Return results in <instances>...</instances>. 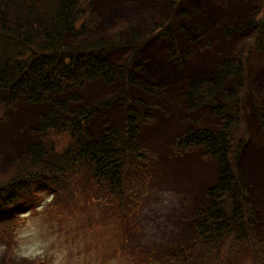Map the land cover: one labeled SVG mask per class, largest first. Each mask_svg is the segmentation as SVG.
<instances>
[{"label":"trees","instance_id":"16d2710c","mask_svg":"<svg viewBox=\"0 0 264 264\" xmlns=\"http://www.w3.org/2000/svg\"><path fill=\"white\" fill-rule=\"evenodd\" d=\"M258 1L256 15L246 24L255 27L256 31L244 45L241 55L238 58L230 55L220 57L213 75L198 77L181 90L169 93L177 104L182 102L187 114H197L209 106L210 114L220 118L218 126L187 128L172 145L176 152L201 148L203 155L214 160L218 169L216 179L204 191L207 203L196 210L191 219L196 234L194 241L146 252L141 247L130 249L127 245L126 228L133 223V215L137 211V206L129 209V202L140 203L146 193L148 176H143L140 171L144 163L154 160V156L144 145L141 132L144 125L153 123V110L166 114L163 108H158L160 103L153 104L148 100L160 97L165 88L138 76L144 62H137L134 66L132 63L138 46L145 44L144 39L156 38L167 39L171 62L184 66V60L177 59L181 54L171 26L173 14L160 27L151 19L149 24L153 34L160 30L155 35L143 34L129 25L125 18H117V29L111 38L105 39L99 29L101 16L92 9L94 0H0L1 80L5 75L9 78L6 70L16 65L10 62L11 58L22 60V71L37 67V84L45 79L39 77L42 64L61 65L72 76L80 73L78 80L82 81V88L96 81L110 86L118 71H125L123 89L89 108L73 107L83 102L82 95L74 90L71 91L77 96L67 95L55 104L50 101L51 95L46 93L49 108L37 119V125L42 128L37 126L31 131L40 140L15 156L6 173L0 164L2 235L9 241L13 240L17 225L24 220L21 219L28 212H37L43 202L57 209L55 212L63 219L75 200L82 196L81 190H87L85 196L88 198L81 202L87 204L98 218L101 212L104 213L101 224L108 219L117 223L123 232L120 252L131 264H264V243L257 230L261 215L253 204L239 168L249 137L245 123L246 99L249 96L245 76L252 42L259 45L263 37L264 10L261 7L264 2ZM125 29L128 30L126 36ZM183 32L187 40L185 46L191 51L189 43L196 40L188 30L183 29ZM227 32L229 34L230 30ZM124 47L131 51L121 67L112 61L111 53ZM132 88L140 90L138 98L133 97ZM26 95L14 97L9 107L0 104L4 122L9 120L10 110L16 107L19 96L29 104H39L36 96ZM117 102L121 104V122L112 126L105 124L100 134L94 136L92 121ZM254 105L264 145V110L258 101H254ZM94 108L98 111L87 126V118ZM59 136L65 137L61 141L63 150L57 148L55 138ZM172 191L190 201L188 191L176 187ZM12 198H15L13 204ZM195 205L192 202L188 206ZM87 223L92 225L91 217ZM0 241L10 245L7 240L0 238ZM7 246L0 254V264L40 263V258L14 254Z\"/></svg>","mask_w":264,"mask_h":264},{"label":"rangeland","instance_id":"374dc122","mask_svg":"<svg viewBox=\"0 0 264 264\" xmlns=\"http://www.w3.org/2000/svg\"><path fill=\"white\" fill-rule=\"evenodd\" d=\"M109 1L111 5L102 4V0H94L95 11L101 16L100 33L105 39L111 38L117 29L115 23L117 18H125L129 25L136 27L143 34L155 35L160 30L153 34L154 30L149 24L151 19L160 27L168 22L167 18L173 14L171 26L181 47H185L187 42L181 25L191 28L192 31L197 30L196 42L189 43L191 56L182 69L169 59L167 39L155 38L143 45L147 53V62L144 63L138 76L164 86V94H160V97H150L148 100L153 104L160 103L158 106L164 108L166 115L153 110L152 114L158 115L153 117L156 123L145 125L142 129L143 143L152 154L157 155L158 165L154 169L155 177L152 186L148 188V194L139 204V210L133 216V223L127 226L131 246H141L145 250L153 251L185 245L195 236L191 219L196 210L205 206L204 191L216 179L217 164L212 159L210 161L203 159L201 148L173 154L172 140L191 126L213 127L217 124L218 118L210 114V107H205L197 114H187L182 102L178 104L176 100L174 102L169 93L181 90L200 75H206L202 77L213 75L214 65L221 56L230 54L238 58L241 55L244 45L252 39L254 28L245 26L247 28L238 30L239 32L231 40L225 37L222 28L225 25L237 27L247 23L252 16L256 15L259 1L137 0L139 5L134 14L128 13V8L124 5L130 4L131 0H119L118 3ZM261 8L264 10V3ZM262 31L261 44L252 42L253 48L249 56L251 66L248 67L247 76H245L246 91L249 95H247L246 104L251 113L254 101H258V104L263 105L262 108H264V30ZM124 35H128L127 29L124 30ZM130 51L129 47L118 49L111 53V59L122 67ZM121 89H123V83L116 86H106L101 81L88 83L81 90L82 105L90 106L100 99L118 93ZM132 95L138 98L140 90L133 89ZM44 106L29 104L24 99H20L16 107L10 110L9 120L0 121V164L4 173L11 167L15 156L24 152L29 144L38 141V137L31 131L36 130L37 119L45 112ZM120 106L121 104L117 102L109 110L98 115L92 121L96 131L92 133L99 134L105 124L111 126L118 124L121 120ZM197 120L199 124H196ZM256 123H253L249 116L247 131L248 136H251L254 141ZM176 125L179 126L177 130H172ZM18 132L22 140L19 147L9 144L7 140L9 136L18 138ZM63 138L65 137L55 138L58 142L57 148L60 150L64 149V143L61 142ZM5 139V143H2L1 141ZM247 152L250 154L249 150ZM193 171H198L202 177H207L205 180L201 179L196 200L201 201L195 207L188 206L189 203L185 200L182 202L181 196L172 191L179 185H184L183 187L189 190L188 182L194 178ZM246 171L249 172L248 167ZM86 191L81 190L82 196L75 200L71 210L66 211V217L63 219L55 216L57 209L44 206L20 222L21 225L16 230L13 240L9 241L0 232V237L10 243L9 246L0 243V254L6 250L4 246H7L14 254L30 259L42 257L45 264H56L57 259L60 260V264H129L126 260H121L123 258L120 242L123 232L113 219H108L105 224H101V216L104 213L101 212L98 218L87 204L81 202L86 197ZM89 217L92 219L90 226L87 223ZM180 229L184 236H181L182 239H177Z\"/></svg>","mask_w":264,"mask_h":264},{"label":"bare ground","instance_id":"6f19581e","mask_svg":"<svg viewBox=\"0 0 264 264\" xmlns=\"http://www.w3.org/2000/svg\"><path fill=\"white\" fill-rule=\"evenodd\" d=\"M119 0H113L114 3H118ZM102 4H108L111 5L112 3L109 0H102ZM125 7L128 8L127 12L130 14H134L136 7L139 5V1L134 0L132 2H130V4H124ZM92 9L95 11V6L94 4L92 5ZM97 13V12H96ZM174 25V22H173ZM184 29L188 30L190 32V35L192 37H196L197 35V30L196 31H192L191 28L186 27L181 25ZM173 34H174V30H173ZM145 43L147 41H149L148 38L144 39ZM144 47L142 44H140L137 48L136 51V56H134V60H133V66L137 63V62H144L146 63L147 58H146V54L144 51ZM178 53H180L181 55L178 56L177 59L180 60H184V64L186 63V60L188 59V57L191 56L190 50L185 46V47H178ZM138 56V58H136ZM10 62H15V66L13 67V69L9 68L6 70L8 77H6V75L2 78V80L0 79V104L2 105H7L5 107H9L12 104V101L14 100V97L18 96V95H30L32 98L33 97H37L36 101L39 102L40 105H45V112L48 110L49 108V102L47 100H45V95L46 93H49L48 95H51L50 97V101L52 102V104L54 102H59L61 100H63L62 96H64V98H66L65 96H74L77 94L75 92H77L78 94H81V90L82 88V81H79L78 77H80V73H78V75L76 76H72L70 75L69 71H67L66 69H64L61 65H57V64H53V65H48V64H42L39 68V77L41 76L42 78H45L44 81L39 82V84H37L36 82L39 81V79L37 78V67L35 66H31L29 67L27 70L22 71L21 67H20V63L22 62L21 59H14L11 58ZM179 69H182L183 67H179L178 65H176ZM124 76H125V71L123 70H119L116 79L114 80V82L110 85V86H116L119 83H123L124 80ZM68 81L70 83H68ZM118 83V84H116ZM135 88H132V90ZM74 90V91H71ZM131 90V91H132ZM39 95H42L43 97H39ZM27 96V95H26ZM18 99H23L21 96L18 97ZM83 100V98H82ZM102 101L98 100L97 104H100ZM96 103V102H95ZM94 103V104H95ZM55 104V103H54ZM92 104V105H94ZM90 106H83L82 103L81 105H73V107H80V108H89ZM97 109L94 108V110L92 111V113L90 114V116H88V121H87V126H89V124H91V121L93 119V117L96 115L97 113ZM62 114H64L66 116V114L64 112H62ZM4 116L2 113L0 114V121L4 119ZM39 129H41V126H38ZM44 129H47L46 127H43ZM31 129H29L30 131ZM19 137L18 139L14 140V141H9V144H13V145H19V143L22 142L21 140V134L18 132ZM37 137H38V141L40 140V137L34 133ZM11 137V136H10ZM9 137V138H10ZM6 140H2V143H5ZM252 176L254 177L255 174H252ZM15 198H12L11 200V204L14 203ZM5 212V215H7V212Z\"/></svg>","mask_w":264,"mask_h":264},{"label":"clouds","instance_id":"9594fccd","mask_svg":"<svg viewBox=\"0 0 264 264\" xmlns=\"http://www.w3.org/2000/svg\"><path fill=\"white\" fill-rule=\"evenodd\" d=\"M56 264H60V260L59 259H57Z\"/></svg>","mask_w":264,"mask_h":264}]
</instances>
